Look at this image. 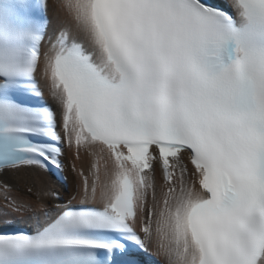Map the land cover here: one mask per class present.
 Returning a JSON list of instances; mask_svg holds the SVG:
<instances>
[{"label": "snow or ice", "instance_id": "snow-or-ice-1", "mask_svg": "<svg viewBox=\"0 0 264 264\" xmlns=\"http://www.w3.org/2000/svg\"><path fill=\"white\" fill-rule=\"evenodd\" d=\"M0 264H264V0H0Z\"/></svg>", "mask_w": 264, "mask_h": 264}, {"label": "bare ground", "instance_id": "bare-ground-1", "mask_svg": "<svg viewBox=\"0 0 264 264\" xmlns=\"http://www.w3.org/2000/svg\"><path fill=\"white\" fill-rule=\"evenodd\" d=\"M52 17V14L50 13V18ZM53 23H55V21H53ZM66 158H67V161L70 163L73 162V157H72V154L71 153H68L66 152ZM77 163V166L79 167L81 165V163L83 162L84 164V167L87 168V163H88V160L87 158H85L83 161H75ZM65 175L68 176V182H71L73 181V174L69 171V170H66L65 171ZM46 179L48 180V186L49 188L51 189H56V190H60L57 182L55 180H53L51 177H46Z\"/></svg>", "mask_w": 264, "mask_h": 264}]
</instances>
